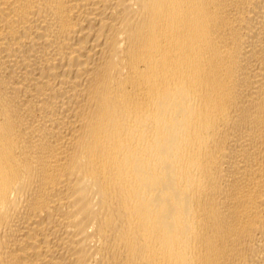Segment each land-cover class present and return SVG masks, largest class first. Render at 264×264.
I'll list each match as a JSON object with an SVG mask.
<instances>
[{"label":"bare ground","instance_id":"obj_1","mask_svg":"<svg viewBox=\"0 0 264 264\" xmlns=\"http://www.w3.org/2000/svg\"><path fill=\"white\" fill-rule=\"evenodd\" d=\"M0 264H264V0H0Z\"/></svg>","mask_w":264,"mask_h":264}]
</instances>
